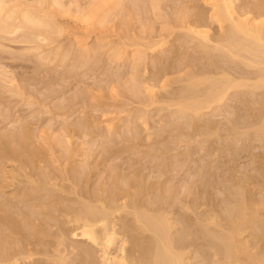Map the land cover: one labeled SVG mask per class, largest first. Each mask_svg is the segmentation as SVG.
<instances>
[{"label": "rangeland", "instance_id": "374dc122", "mask_svg": "<svg viewBox=\"0 0 264 264\" xmlns=\"http://www.w3.org/2000/svg\"><path fill=\"white\" fill-rule=\"evenodd\" d=\"M0 1L2 4V6H0L1 7L0 9L3 8V6L5 5V2H6V4L9 2L7 4V7H5L6 5L4 6V8H7V9H5L7 12L4 9H2L0 12V15H1L0 16L1 17L0 29L3 27L6 28L5 32H4V28L2 30H0V60H1L0 61V64H1L0 65V100H1L0 101V108H1L0 109V135H9V134L12 135L13 132L14 133L16 132V134L17 133L19 134L23 130L29 129L31 134L33 133L32 134L33 138H31V139H34L33 140L34 144L31 141V143H30L31 146L28 143L26 146V149H27L26 151H27V153L29 152L30 154L29 153L26 154L25 153L26 151L23 152L24 155H23V153L21 154V152H19L18 157H17V155H18L17 152L13 153V155L11 156L9 152L2 150L1 149L2 144L0 142V144H1L0 145V150H1L0 151V153H1L0 154V166H1L0 167V175H1V177H0V200H2V202L5 201L4 202V208L7 211L9 210V212L17 213L16 217H20V215L18 214L19 212L22 213L24 210L26 211L28 209V207H25L24 204L22 202H20V200L24 197V194L34 195V197H36L38 195L36 198L33 199L31 204L28 202L31 206L28 210H30L32 213H33V211H34V213H36L39 210L44 211V208L42 206H40V204H39L43 201H42V199H39L38 197H41L43 195L46 196L48 193H49L48 195H51V197L47 195L48 198L50 197L51 199H53V197H54L55 200L60 201L58 203L60 205H57V207L58 206L59 207L60 206L66 207V205H69V204L70 205L74 204L73 206L79 207L83 203L87 204V202H89V205H92V206H95V205L97 206V203H98V207L100 206V208H101L102 203H99L100 201L98 202L99 199L102 198L105 200V198H106V201L108 199V201L110 202L115 197V196L113 198L110 197L111 194L114 193V192H112L114 190L109 189V186L113 185L110 183H114L113 182L114 180H112V179L114 178L115 174L117 173V170H119L118 173L122 172V170H123L122 177L124 179L125 178L129 179L130 177H127V175L132 176V169L141 168V175H143V177H144V174H145V176L149 173H151L150 175L154 174V178H153V176L147 175L148 177H151V179H149L146 176L149 179V181H151L153 179H157V177H159L158 179L162 181V179L165 178V175H164L165 172L169 173L170 179L168 181H166V183H164L165 187H166V185H167V187H168V185H170V187L176 186V189H175L176 195H174L175 196V197H173L174 199L172 198L170 201L174 205L176 204L174 206L173 211H175V215H176L175 217L179 218L178 219L179 225L177 226L179 228H177L178 230L175 229L176 232L174 233V235H175L174 237L176 238V241L178 242L181 238V234L185 230L183 225H181V222H182L181 216L182 215L178 214V212L181 214H185V212L191 213V211L188 212V211H185L186 209H184V208H186V205H185L186 201H188L190 199V197L187 198L185 196L186 192L184 193L185 189L183 188L184 184L186 185L187 183H191L190 182L191 181L190 180V177H191V158H193V156H194L195 158L197 157V159H198V157L200 158L201 156H205L207 154L206 152L209 151V150L207 151L206 149H213L214 146L217 147V145L219 144L220 145V147L218 145L219 149L215 150L216 153L218 151L217 155L219 154L218 155L219 157L216 154L213 155V153H212V156L210 154H209L210 156H208V154L206 155V159L210 162L209 163L207 161V163L211 164L209 167L214 168V169H212V171H214L217 175L218 172L220 171V169H218V164H221L220 160L230 159L231 158V150L233 149V147H234V150L235 149L236 150L241 149L242 147H244V142H245V146H246V144L249 143L254 148H256L255 146H262L264 144L263 143L264 138H263V140H260V142L258 139V138H260L259 135L261 134L260 133L261 131L259 132V128L257 127L259 125V123L256 124L257 119L255 120V122L251 121V119L253 117H251V115L248 114V113H250L248 108L249 107L251 108L252 106H254L255 103L253 105H252V103H250L253 101V100L249 101L252 98L247 99V100L245 99V98H248V96H250V95H251V97H253L257 94L254 93L255 95L252 96V93L248 92L249 95L246 94L247 97H244V96H246L244 94V92L247 90L245 87L244 88L246 90L241 89L240 90L241 92L239 91V89L242 88V86L239 87L238 89H236V88H232V89H234V91H237V92L239 91V93H238L239 95L244 94L242 98L245 99V102L249 101L250 105L248 103L242 102V100H241L242 95L240 97L236 96L237 98H240L239 103H236V101L233 102V99L231 100V98H230L232 96L226 95L225 99L222 100V102L217 101L218 102L217 103L214 101L215 103L214 102L211 103L212 104L211 107L209 106L208 108H205V109L203 108V110L200 111L201 113L199 112L197 115V112H196V115L194 116L195 111H194V113H191V112H193V111H191V109H188L189 111H187L186 107L185 108H184V106L182 107L183 104H181V103H180L181 105L177 104V103H179V101L182 100V98L180 99L179 94L181 95L182 91L185 92L186 91L185 89L190 88V85L192 84L191 83L192 79H189V77L192 78L191 76H189V75H191L189 73H193V71L191 72V70L194 69L196 71L197 68L199 70L203 66H205L204 68H206L207 66L208 67L210 66L209 69H211L212 68L211 66L215 67L214 63L218 62L217 64L220 65V62L221 63L225 62V60H224V59H226L225 56H227V55L230 56L227 51L224 52L225 48H223V44L222 45H219L221 43L216 44V42H213L212 38H211L212 41H210V40L205 41L206 39L200 40L202 38L197 37V40H200V42L196 41L194 39L196 36L194 35L195 36L194 37L193 33L191 32L192 33L191 34L190 32H188L190 30H186V28H185V27L189 26L188 25L189 23L188 24L186 23L187 18L188 19H192V17L194 18V15L192 16V14H194V12L197 13L199 11L201 12L202 10L205 11V14L203 17V19L205 20V18L207 17L205 15H207L209 13V11H211V9H210L211 4L210 3L207 4L205 2V0H119L120 2L118 0H58V1L55 0V3H54V0H0ZM41 1H44V2L41 3ZM56 1H57V3H56ZM118 3H121L122 5L121 4L119 5ZM236 3L239 4L240 1L237 0ZM30 6H32V8H30ZM28 8H30L31 12ZM12 9H13V11H12ZM32 10L34 11L35 14L33 13ZM25 11H28L30 14H34L36 16L38 15V17H40L42 19H45V20L47 19V22L49 20V24H50V21L56 20V22H54L55 25L53 22H51V24L49 26L50 29H49L48 24H47V26L45 24L44 26L41 25L40 27H39V25L36 26V24H29V23H27V21H25V19L23 17V14L25 13ZM203 11H202V13H204ZM39 12L42 14L40 15ZM45 12L47 14H45ZM10 13H12V14H10ZM48 13H50V14H48ZM51 14L53 16L52 20L50 17ZM83 14H84V16H83ZM12 15H14V16H12ZM45 15L47 18H44ZM183 16L186 18H184ZM4 17H5V19H3ZM15 18H17V19H15ZM208 18H209V15L206 18V20H208ZM3 21H4V23L6 21V23L4 24ZM184 21H185V23H183ZM14 22H15V24H14ZM180 22L183 23L184 25H181ZM2 25H4V26H2ZM13 25H15V26H13ZM22 26H24V27H22ZM34 26H36V27H34ZM51 26H52V28H51ZM26 27H28V28H26ZM35 29L38 32L35 31ZM213 29H212V31H213L212 34H216V33L218 34L219 33V32H217L216 28L214 30ZM8 30H9V32H8ZM13 30H14V33L12 32ZM39 30H41V31H39ZM173 30H174V32H173ZM215 31H216V33H215ZM169 32H172V34L170 33L171 35H168ZM7 33H11V34H7ZM42 33L45 37L42 35ZM1 34H3V35H1ZM40 36H41V38H40ZM48 36H49V38H47ZM165 36L169 40L166 39ZM191 36H193L194 38H192ZM191 38H192V41H191ZM161 39L162 40L164 39L163 40L164 42L159 43L158 41H160ZM193 39L195 41H193ZM201 41H204V42H202V46L200 45ZM1 42H2V44H1ZM158 43L161 45H159ZM197 43H200V44L197 45ZM204 43H205V45H207L206 47H205V45L203 46ZM216 46L219 48H217ZM28 47H33V48H31L33 51L30 50ZM23 50L28 51V52H24ZM58 52L61 54L65 53V55H67V56H65L63 54L64 55L63 58H65V57L66 58H65V60L62 58V62H60L61 57L60 58H59V56H58V58L55 57V54L56 55L59 54ZM23 53H25V54H23ZM223 53L226 55L221 56L220 54H223ZM42 54H43V56H42ZM44 54H45V56H44ZM61 54H59V55H61ZM135 54H136V56L134 57ZM137 54L138 55L140 54V56H138ZM210 55L212 57L213 56L214 57L216 56V57L212 58ZM48 56H49V58H48ZM168 56L169 57L171 56L172 58L170 57L171 58L170 59ZM231 56H233V55H231ZM231 56L229 58H227L226 60L231 59ZM15 57H16V59H14ZM139 57H141V58L138 59ZM158 57L161 58L162 63L159 60L160 58H158ZM219 57L220 58L223 57L224 62L220 61L221 59ZM133 58H137V59H133ZM232 58H233V60H235L234 56ZM239 58L238 57L236 58V62L238 61ZM241 58H243V57H241ZM25 59H27V60H25ZM153 59H154V61H155V59H158L157 61H155V64L157 62H160L159 63L160 65L157 64V66L159 65L162 68V70H164L162 72V70L159 69L160 71H158V72L159 73L162 72L160 74V76H162L166 70L168 71L171 68L170 72L168 71V74H164L162 77L163 79H164V76L166 77L164 80L166 83L163 82V84H165V87H166V88H164V90L165 89H167V90L163 91V88L162 89L160 88L162 91L157 92V90H160V89L157 87L154 89L155 91L153 92L154 93L153 97H154V100H155V98H157L156 102L153 101V98H151L152 95L149 96L150 98L147 96L150 94H149V92L147 93L146 86L143 88L144 90L141 89V87H143V84L148 83V80L150 82V76H151V80H154V81L157 78L156 77V75L158 73V72H156L157 66L154 65ZM215 59H217V60L219 59V60L217 61ZM243 60L244 59H241L240 62L238 61V63H240V65L237 63L239 66L238 69L236 70L237 72H238L239 68H241V66H243L242 68H244L245 71H247V70L250 71L249 68L254 67V66L248 67L245 64L248 61L247 62L245 61L242 63ZM214 61H216V62H214ZM229 61H232V60H228V62ZM165 63L168 64L167 67H165L166 66ZM225 63L227 65L226 69L227 68L229 69L230 67H228L227 61ZM230 63L231 62H229V65L234 64V61H232L231 64ZM163 64L165 65L164 67L166 69L163 67ZM170 65H171V67H169ZM244 65H246V66H244ZM232 66H235V64ZM208 67H207V69H208ZM260 67H261V69H260ZM260 67L258 69L257 68H253V69L251 68V70L258 72L259 69L262 70L264 68V64H263V66H261V64H260ZM167 68H169V69H167ZM242 68H241V70H239L240 73L245 72V71H242L243 70ZM201 69L203 70V68H201ZM157 70H158V67H157ZM167 71L165 73H167ZM195 71H194V73H195ZM228 71H230V70H228ZM236 71L233 70L232 74L234 75V73H236ZM9 72H11V73L13 72V73L10 74ZM134 72H136V73L134 74ZM262 72H263V70L260 73H262ZM153 73H155V76H153L154 75ZM194 73H193V75H194ZM240 73H236V74H240ZM13 74H15L16 76L15 75L13 76ZM2 75H3V77H2ZM219 75H218V77H219ZM133 76H134V78H133ZM148 76H149V78H147ZM235 76L237 77V75H235ZM251 76H252V74H251ZM194 77H197V80H198L199 79L198 73L196 76L194 75ZM240 77H245V76L241 75ZM14 78H15V80H14ZM167 78H168V80L166 81ZM247 78L250 79V77H247ZM256 78H257V76H256ZM3 79H5V81H2ZM145 79H147V81H144ZM193 79H196V78H193ZM251 79H255L254 76H252ZM8 80H9V83H8ZM11 82H13V83H11ZM140 82L141 83L143 82V83L140 85L139 84ZM161 82H162V80H161ZM159 83H158V85L161 84V83L160 84ZM201 83L203 84V82H201ZM208 83L209 82H207V84ZM207 84L205 83L204 85L207 86ZM134 85H135V88H137V89L134 88ZM136 85L140 86V87H137ZM188 85H189V87H186ZM204 85H202V86H204ZM22 88H23V90H22ZM202 88L204 89L205 87H201L200 89H202ZM131 89L133 91L139 90V93H141V94H139L140 97L136 96V94L138 95L137 91H136V94H134V92ZM200 89L198 88V90H200ZM203 89H202V92H204ZM231 90H229V92H228L229 94L231 93L230 92ZM180 91H181V93H180ZM234 91H232V92L234 93ZM257 91H259V89ZM259 92H261V91H259ZM29 93H32V94H29ZM156 93L157 94L161 93L159 95H161L165 99L159 95L155 96ZM197 93L198 92H196V94ZM245 93H247V92H245ZM28 94L30 95V97ZM31 95L34 96V98ZM199 95L197 97L201 98V97H199ZM262 96L260 95V97H259L257 95V96H255L256 98L254 97V99H257V97H259L258 99H260ZM145 97H146V99L147 98L148 99L146 100ZM158 97L161 98V100L158 101V99H159ZM37 98H39V99L37 100ZM42 98H43V100H42ZM227 98H229V99H227ZM29 99H31V100H29ZM65 100H67V101H65ZM228 100L229 101L231 100V101L229 102ZM30 101H32L33 103L34 102H36V103L31 104V103H29ZM38 101L40 102L39 104H38ZM41 101L42 102L46 101V102L45 103L43 102V104H42ZM70 101L72 103H70ZM225 101H227V102H225ZM68 102L71 106L67 104ZM73 102L76 104L74 105ZM182 102H183V100H182ZM231 102H233L234 104H232ZM259 102L261 104V100ZM263 102L264 101H262V104H264ZM47 103H48V105H47ZM146 103H148V104L151 103V104L147 105ZM228 103H230L229 104L230 107H228L229 106ZM40 104H42V105H40ZM246 104L249 106H247ZM231 105H234V106H231ZM235 105H237V108L239 110H242V111L238 112V115L241 114L240 116H242V114H243V111H244L243 108L245 109V107H246V109H247V110L245 109L244 113H246V114L245 115L243 114L242 118H240V116H238L236 113H234L235 117L237 115V117H239L238 119H240V121H241V122L237 123V125L240 124L239 126H234V124L237 122L238 119L236 121H234V119H232V116H230V114L232 115V113H233L231 111L236 109ZM242 105H243V107H242ZM244 105H246V106H244ZM258 105H259V103H258ZM260 106H262V105H260ZM262 107H264V106H262ZM43 108H44V112H43ZM66 109H69V112H66ZM238 109H236V110H238ZM51 110H53L54 112ZM224 112H225V114H224ZM191 114L194 117L189 116ZM2 115H4V116H2ZM139 115H140V117H139ZM84 117H86V120H84ZM91 117H92V119H91ZM196 117L198 118V120ZM82 118L84 121H87V122L90 121L89 123H91V122H93V123L88 125L87 122L82 121ZM139 118H140V120H139ZM194 118H195V120H193ZM208 118H211L209 120L210 123H213V121H214L213 124H215L216 128L219 127L217 130H215V132H213V134H211V135H210V133L205 134L202 131H201L202 133H200V131H198L197 128L196 129L192 128V126H193L192 124L198 123L201 120H203V122H204V120L207 121ZM248 119H249V122L255 123L254 128H253L254 130L251 129L252 128L251 124H250L251 125L250 126L248 122H247L248 124L246 123L245 120L248 121ZM77 120L78 121L80 120L79 123L82 122V125L80 124V126H77L76 125V124H78V123H76ZM232 120H233V122H232ZM32 121L34 124H32ZM67 121L69 122V127L67 126L68 125ZM142 121H144V122H142ZM242 121L244 124L242 123ZM13 123H14V125H13ZM26 123H28L27 125H29V123H31L29 125V128L27 127ZM112 123L113 124L115 123V125H112ZM140 123H141V126H140ZM83 124L86 125L87 128H89L90 132H91V129L93 130V128H94V130L91 132V135H90V132L87 131L88 129H86L85 128L86 126H85L84 128L86 129V133H85L86 136H84L85 134L82 131V129L80 128V127L83 128ZM133 124H135V125L133 126ZM32 125H33V127H32ZM91 125H93V126H91ZM242 125H244L245 127ZM248 126L250 128H248ZM259 126H261V125H259ZM65 127H68L69 129H71V130H69V132H71L72 130L73 131L71 133H69V132L67 133L68 128L66 130ZM74 127H75V129H74ZM90 127H92V128H90ZM138 127L140 128L141 131L139 130ZM234 127H237V128H234ZM238 127L240 128V130L238 129ZM7 128H8V132L6 130ZM76 129H77V131H76ZM199 129H200V127H199ZM233 129H235V130H233ZM137 131L141 134L142 138H141V136H139V133ZM193 131H195V132L193 133ZM196 131H197V133H196ZM245 131H247V132L244 133ZM253 131L255 133H258L259 137L256 136ZM80 132H82V134ZM95 132H97V133H95ZM150 132H152V133H150ZM248 132L252 133V137H253L252 139L254 141L252 140V142H250L251 136L249 135ZM87 133H89V134H87ZM147 133L149 135L151 134L152 136L151 135H150L151 137L148 136ZM236 133L238 134V136ZM240 133H243V135L241 136ZM71 134H73V136ZM136 134L138 135V138H137V136L135 137ZM209 135H210V138H209ZM239 135H240V137H239ZM139 137H140V140L142 139V140H144V142L146 141L145 138H147L148 140L146 141V144H144V142L142 143V141H140L142 143V144H140ZM205 137L206 138L208 137L209 140L207 139V141H206ZM238 138L239 139L241 138V139L239 140ZM163 139H165V140H163ZM244 139H246V140H244ZM134 140H136V141L134 142ZM211 140H212V142H211ZM256 140H258V141H256ZM67 141L68 142L71 141V143H67ZM156 141H159V142H156ZM152 142H155L158 146H156V144L152 143ZM215 142H216V144H215ZM133 143H134V145H132ZM210 143H213V144L211 145ZM254 143H255V146H254ZM259 143H260V145H258ZM138 144H140V145H138ZM152 144L154 145V147L152 146ZM209 144L211 145V147L213 145L214 146L212 148H210ZM13 146L15 148L20 147V146L15 145V144ZM112 146H114V147L112 148ZM135 146H136V149H134ZM3 147H4V145H3ZM67 147H69V148H67ZM117 147H121V148L117 149ZM124 147H126V148L124 149ZM132 147H133V150H132ZM70 148L72 149V151H70L71 150ZM222 148H224V149H222ZM228 148H230V149H228ZM261 148L257 147V150L255 149L253 151L257 152L258 154L264 153L263 152L264 150L262 152H261V150H258ZM19 149L22 150V147H20ZM33 149L34 150L36 149V150L34 151ZM68 149H70V150L68 151ZM105 149H107V151L112 150V149L118 151V150L122 149V150H120V152H118L119 155L117 154L115 156V159L113 158L112 160L109 161V163H112V165L115 164V166L113 165L114 167L111 166V164H110L111 167H113V168L117 167L118 168V169L116 168V173H115L114 169H112L114 171V172H112V171H109L110 167L109 166L107 167V165H109V163H108V161L106 163L105 158H103V157H105L104 154L106 153ZM222 151H224V153ZM229 151H230V153H229ZM2 152L6 153V154L4 155V153L2 154ZM69 152L71 154H68ZM102 153H103V156L102 155L100 156V154H102ZM227 153H229L230 156H228L229 154H227ZM20 154H21V156H20ZM1 155H2V157H1ZM14 155H15V157H14ZM28 155H30L32 158L31 157L28 158ZM121 155H123V156L121 157ZM126 155H127V157H126ZM191 155H192V157H191ZM224 155H226V157ZM22 156H24V157H22ZM128 156H130V158ZM21 157L24 159H22ZM87 157H89V158H87ZM101 157H102V159H101ZM178 157L179 158L182 157V159L179 160ZM249 157H246L245 155H243V158H241L237 162V165L239 166L240 171L245 170V168L249 169V170H247V171H249V173L252 172V170L255 171V169L253 168L254 167V165H253V163H254L253 159L254 158H249ZM20 158L22 159V161L25 160V158L27 160L29 159L28 161L27 160H25V162L23 161V163H28V164L21 163L22 161L20 160ZM17 159H19V160L17 161ZM216 159H218V160L216 161ZM256 159H258V157L255 158V160ZM102 160H104V161H102ZM11 161H13V162H11ZM41 161L43 162V164H41ZM124 161H125V163H123ZM136 161H137V163H136ZM252 161H253V163L251 164ZM14 162H15V164H14ZM35 162H37L38 164ZM169 162H170V164H169ZM11 163H12V165H11ZM118 163H119V165H118ZM39 164H41V165H39ZM83 164H84V166H83ZM99 164H101V165H99ZM34 165H36V166H34ZM86 165H88L87 166L88 168L86 167ZM94 165L96 167H92V168H94L96 170H94V169L91 170L90 171L91 175L90 176L88 175L89 176L88 177L87 174L89 173L88 171L91 169L90 166H94ZM15 166H17V167H15ZM39 166L40 167L44 166V167L40 168ZM81 166H83V167H81ZM104 166H106V170H105ZM130 166H131V169H130ZM213 166H215L216 168ZM247 166H249V167H247ZM33 167H35V169ZM85 167H86V170L84 169ZM126 167L128 169H126ZM150 167H152V168H150ZM240 167H245V168H240ZM15 168H17V169H15ZM73 168L76 169V170H74L75 173L77 172L76 174H74V172L72 171ZM81 168H83V169L81 170ZM107 168H108V170H107ZM172 168H174L173 172H171ZM3 169L8 170L9 172L8 171L6 172V170L3 171ZM34 170H36L37 172ZM45 170H48V171L46 172ZM79 170H81L80 173H79ZM127 170H128V172L130 171L129 173H131V174H129V173L127 174ZM82 171L85 173H83ZM103 171L105 173H103ZM161 171H164L163 172L164 174H162ZM240 171H238V174ZM19 172H20L19 176H22V177L24 176L25 178L20 179L21 177H19L17 175ZM39 172H41L42 174L45 173V175L44 174L41 175V173H39ZM81 172L83 174H85L86 176L83 175ZM91 172H94V173H91ZM106 172H107V175H106ZM125 172H126V176L124 174ZM142 172H144V173L142 174ZM47 173H48V175H47ZM71 173H73L72 174L73 176L71 175ZM78 173L82 174V175H79L80 176L79 177ZM100 173L102 174L101 177L104 176V178H102L101 180H100L101 177L99 176ZM110 173L113 176V178H111V179H110V177H112V176L110 175ZM112 173L113 174L115 173V174L113 175ZM255 173H256V171H255ZM12 174H14V175L16 174V175L13 176ZM94 174H96V175H94ZM6 176L10 177L11 179L6 177ZM30 176L32 178H34L35 180L34 181L27 180L28 178H31ZM81 176H83L84 178L82 179ZM120 176L121 175L117 176V174H116V177L119 178ZM4 177H6V178H4ZM107 177H108V180H106ZM13 178H14V180H13L14 182L12 181ZM45 178H46V180H45ZM79 178H81L80 181H79ZM123 178H119V179L122 180ZM9 179H10V184L8 182ZM36 179L37 180L39 179L41 183H42V180H45V181H43V183L41 184L38 181H36ZM109 179H110V181H109ZM117 179H115V180H117ZM119 179L117 180L118 183H119ZM128 179L122 180L121 183L124 181L125 182L128 181ZM85 180H86V182H85ZM102 180L104 181L103 183L101 182ZM111 180H112V182H111ZM172 181L175 184H173ZM186 181H188V182H186ZM31 182L33 183V185ZM35 182H37L39 185L37 183L35 184ZM108 182H110V183H108ZM168 182H169V184H167ZM118 183L116 182L115 185L116 184L118 185ZM226 183H228L227 185L230 186L231 182H226ZM5 184L9 187V189L8 188H7V190L5 189L7 187ZM104 184L106 187L104 186ZM2 185L4 187H2ZM98 186H100L102 188V190ZM20 187L23 190L20 189ZM110 187H112V186H110ZM165 187L163 190L165 193H167L165 191L167 187L166 188ZM42 189L44 190V192L42 191ZM96 189H100L101 191L98 190L99 191L98 192ZM107 190L108 191L112 190V191H110L112 193L108 194ZM159 190L158 191L154 190L152 192L156 195V193H158ZM94 191L95 192L97 191V193L100 194V195L98 194V197L96 196L97 198H99L97 201L94 200L95 198L93 195L97 194ZM155 191H156V193H155ZM1 192H2V194H1ZM91 192L92 193L94 192V193L92 194ZM214 192H215V190H214ZM217 192L218 191H216L215 193H217ZM153 193H151V194H152V197L154 198L155 195ZM41 194H43V195H41ZM82 194H85V195H87V194L91 195L92 194L93 201H90V199L87 196H84ZM107 194L110 198L108 196L106 197ZM218 196L221 197L220 193L218 194ZM155 197H156V199L158 198L157 196H155ZM4 199H6V200H4ZM128 199L129 198H127V200ZM106 201L104 202L102 200V202H104V203H106ZM36 202H37V205H36ZM71 202H73V203H71ZM74 202L76 204L79 203L80 205L76 206ZM91 202L93 204H90ZM179 202L180 203L183 202V203H181V205L183 204L184 206L183 205L182 206L184 208L180 205ZM9 204H10V206H9ZM12 204H14V205H12ZM32 204L39 206L40 209L38 210V207H35ZM127 209L131 210V208H127ZM14 210H16V212H14ZM45 211H48V210L46 209ZM55 211H53L52 214L55 212V215L54 214L53 215L55 217L59 218V215H60V213L58 212L59 210H55ZM110 211H112V210H109L106 212H108V214H112V213H109ZM56 213H58V215ZM126 213H125V211L122 212L123 216H125V215L128 216L125 220L129 221L130 218L133 217V214L129 213V215H128V213L127 214ZM33 214H32V216H33ZM114 214H118V211L114 212ZM114 214H112V215L114 216ZM112 215H110V216L108 215L110 219H113ZM42 217H43V214H42ZM194 217H195V215H194ZM21 218H22V216H21ZM39 218L41 219V216ZM39 218L36 219V223L39 221L38 220ZM66 219L67 218L62 219V220L59 219V221H57L58 222L57 224L59 225L60 222H61L60 224H62L63 221H65ZM49 220H48V222H49ZM21 221L22 220H20V222ZM43 221H46V220H43ZM50 221H53V220H50ZM39 222H41V221H39ZM39 222H38V224H39ZM132 222L133 221H129L130 224L134 225L135 221H134V223H132ZM26 224H27V220H26ZM26 224L24 221H22L21 225H23V228L26 230V231L24 230V232L26 234H29V237L32 236L31 239H35V240L45 239V240L52 241V242L56 241V238L54 239L55 234L52 231H49V229L47 230L46 226H45V228H46L47 232L48 231L49 232L45 234V233H39L38 232V231H40V232L45 231L46 232L45 228H43L44 231H42V228H41V226H44V225L40 226L41 229L37 225V227H38V229H37V227H35L36 225L31 226L30 223H28L27 225ZM53 224H54V221H53ZM57 224H56V226H57ZM66 224H67V226H66ZM66 224L64 223L63 226L68 227L69 224L68 223H66ZM136 226H137V224H135V227ZM189 229L191 230V228H189ZM36 231H37V233H36ZM40 234H41V236H40ZM18 236H20V235L17 234L15 236L10 237V238L16 239V237H18ZM12 239H10V240L12 241ZM13 241H15V240H13ZM73 241H78V240H70V242L76 243ZM38 248H40V246ZM65 252H63V253H65ZM69 253H71V252H67L68 256L66 254H64L66 259L69 260L67 264H75V261H76L74 259L75 255H72L70 257ZM67 257H69L71 259H69ZM193 261H195V259H193ZM185 262L188 263L191 261H184L183 263L185 264ZM188 264H190V263H188Z\"/></svg>", "mask_w": 264, "mask_h": 264}, {"label": "bare ground", "instance_id": "6f19581e", "mask_svg": "<svg viewBox=\"0 0 264 264\" xmlns=\"http://www.w3.org/2000/svg\"><path fill=\"white\" fill-rule=\"evenodd\" d=\"M57 1H56V3H57ZM236 1L237 0H205V2L207 4L210 3L211 7H212V8L210 7L211 11H209V13L207 12L208 14L206 13L207 15H205L207 17L209 15L208 20H206L207 17L205 18V20L203 19L204 14H205V11H203V10L202 11L204 13H202V11L201 12L199 11L197 13L194 12V14H192V16L194 15V18L193 17H192V19H188L187 18L188 22L185 20L187 24L189 23L188 24L189 26L185 27L186 30H190L188 32H190V33L192 32L193 36L194 35L196 36V37L194 36L195 38L193 36H191L192 38H194L196 41H199V42H200V40H203V39H206L205 41H208V40L212 41L211 40V38H212L213 42H216V44L217 43H221L219 45L223 44V48H225L224 52L227 51L230 56L233 55L235 57V60H233V58H232L233 56H231V59H228V60L234 61L235 66H232V65H234V64H231L232 61H229V62H231L230 63L231 65H229V62L226 59L229 58L230 56L227 55L228 57L225 56L226 59L223 58L224 56L222 58H220V57L219 58L221 59L220 61H223V59L225 60V62L227 61L228 67H230L229 69L228 68L226 69L227 65H226V63L224 61L223 62L225 64L220 62V65L217 64L218 62L214 61V62H216V63H214L215 67L211 66L212 68L214 67L213 69L212 68L209 69L210 66L209 67L207 66L208 69H207V67L204 68L205 66H203V67H201V68H203V70L200 68L201 69V70L199 69L200 71L198 70V68H197L196 71L192 68L193 70H191V72L193 71V73H194V71H195V73H194L195 76L198 73L200 80L199 79L197 80V77H194L193 73H189V74H191L189 76L192 77V78L189 77V79H192L193 82L191 81L192 84L191 85L189 84L190 88H188V89L186 88L185 92L182 91L181 95L178 93L179 96H180V99L182 98L183 102H182V100L179 101L178 100L179 98H178L177 100L179 101V103H177V104H180V103L183 104L182 107L183 106H184V108L186 107L187 111H189L188 109H191V111H193L191 113H194V111H195V114H194V116H195L196 112H197V115H198V113L201 110H203V108L205 109V108H208L209 106L211 107V105H212L211 103H213L214 101L215 102H217V101L222 102V100L225 99L226 95L227 96L228 95L232 96V97L229 96L231 98V100L233 99V102L236 101V103H239V99L240 98H237L236 96L240 97L242 95V94L241 95L238 94L241 89H243V90L247 89L245 91L247 93H245L243 91L245 95L246 94L249 95L248 92H251L252 96L255 95L254 93H256L259 97H260V95L261 96L263 95L260 99H258L259 97H257V99L259 101L261 100V104H260V102L257 99H254V97L257 96V95H255L253 97H251V95H250V96H248V98H245L246 100L252 98V99L249 100V101L253 100L250 103H252V105L255 103V105H254L255 107L252 106L251 107L252 109L250 107L248 108L249 112H250L248 114H250L251 117H253L252 119L250 118L251 121L255 122V120L257 119L256 124L259 123V125H261V126H259V125L257 126L256 125L259 128V132L261 131L260 135L253 131L256 136H258V135L260 136V138H258L259 136L257 137L259 139V142H260V140H263V138H264V107H262V106H264V104H262V101H264V68L262 69L263 72L260 73L262 71V70H260L261 69L260 64H261V66H263V64H264V0H239L240 1L239 4L236 3ZM42 2H44V1H41V3ZM54 3H55V0H54ZM7 4L5 2L6 6L5 5L4 6L7 7ZM118 4L120 5L121 3H118ZM0 6H2L1 1H0ZM4 6H3L2 9H4V10L7 9V8H4ZM32 6H30V8H32ZM30 8H28V9L30 10ZM2 9H0V12H1ZM12 11H13V9H12ZM30 12H31V10H30ZM33 13H34V11H33ZM10 14H12V13H10ZM34 14H30L28 11H25V13L23 14V17H24L25 21H27V23L36 24V26L39 25V27L41 25L44 26L45 24L47 26V24H48V28H49L51 22H53V23L56 22V20L55 21H50V24H49V20L47 22V19L46 20L42 19V18L38 17V15L36 16ZM41 14L42 13H40V15ZM45 14H47V13L45 12ZM48 14H50V13H48ZM12 16H14V15H12ZM83 16H84V14H83ZM50 17H51V20H52V18H53L52 14L50 15ZM44 18H47L46 15L44 16ZM184 18H186V17H184ZM3 19H5V17ZM15 19H17V18H15ZM0 20H1V17H0ZM185 21L183 23H185ZM3 23H4V21H3ZM5 23H6V21H5ZM183 23L180 22L181 25H184ZM14 24H15V22H14ZM54 25H55V23H54ZM2 26H4V25H2ZM13 26H15V25H13ZM36 26H34V27H36ZM22 27H24V26H22ZM3 28H4V32H5L6 28L5 27H3ZM3 28H1L0 30H2ZM26 28H28V27H26ZM51 28H52V26H51ZM213 28L214 29L216 28L217 32H219V33L217 34L216 31H215L216 34H212L213 33V31H212ZM36 29H35V31H37ZM14 30L12 31L13 33H14ZM39 31H41V30H39ZM8 32H9V30H8ZM173 32H174V30H173ZM170 33L172 34V32H169L168 35H171ZM3 34H1V35H3ZM7 34H11V33H7ZM42 35H43V33H42ZM197 37H200L202 39L197 40ZM40 38H41V36H40ZM47 38H49V36ZM192 38H191V41H192ZM166 39H168V38L166 37ZM194 39H193V41H195ZM163 40L161 39L158 42L159 43L164 42ZM202 42H204V41H201V44L197 43V45L200 44L202 46ZM1 44H2V42H1ZM159 45H161V44H159ZM204 45H205V43L203 44V46ZM206 46L207 45H205V47ZM28 48L30 50H32L31 48H33V47H28ZM217 48H219V47H217ZM23 51L24 52H28V51H25V50H23ZM23 54H25V53H23ZM59 54H61V53H59ZM59 54H57V55L55 54V57H57V58H58V56H59V58L61 57L60 58V62H62V58L65 55V53H62L61 54L62 56L59 55ZM220 55L222 56V55H226V54L223 53V54H220ZM42 56H43V54H42ZM44 56H45V54H44ZM65 56H67V55H65ZM135 56H136V54L134 55V57ZM138 56H140V54ZM237 57L238 58L239 57L240 58L243 57V58H241V59H244L242 61V63L245 62V61L246 62L248 61L245 64L248 67L249 66H254V67H250L249 68L250 71H248V70L245 71L244 68H242L243 66H241V68L243 69L242 71H245V72H241L240 73L239 70H241V68H239V70L237 72L236 70L239 67L238 64L240 65V63H238V61L239 62L241 61V59L239 58L240 60L238 59V61L236 62V58ZM48 58H49V56H48ZM65 58H63V59L65 60ZM140 58L141 57H139L138 59H140ZM158 58H160V57H158ZM14 59H16V57ZM133 59H137V58H133ZM25 60H27V59H25ZM157 60L158 59H155V61H157ZM159 60L161 61V58ZM215 60H217V59H215ZM153 61H154V59H153ZM155 61H154V65L157 66V64H159L160 62H157L155 64ZM161 63H162V61H161ZM159 65L157 66L158 70H157V67H156V72L162 70V68ZM171 65L169 67H171ZM246 65H244V66H246ZM164 66L165 65L163 64V67ZM167 66H168V64H166L165 67H167ZM259 67H260V69H259L260 72L251 70V68L252 69L253 68H257L258 69ZM167 69H169V68H167ZM170 70H171V68H170ZM170 70H168V71L170 72ZM228 70H230V71H228ZM233 70L236 71V73H240V74L234 73V75H233L232 74ZM163 71L164 70H162V72ZM168 71H167V73L164 72V74H168ZM136 72H134V74ZM162 72H160V73L158 72L159 74L157 73V75H156L157 78H156L155 81L151 80V76H150V82L148 80V83L143 84V87H141V89H143L146 86L147 93L149 92V94H150V95H147V96L149 97V96L152 95L151 98H153V101H155V102H156L157 98H155V100H154V97H153L154 96L153 92L155 91L154 89L157 87L159 89L163 88V91L167 90V89L164 90V88H166V87H165V84H163V82H165L164 80H165L166 77L164 76V79L162 78L164 74L162 76H160V74ZM9 73L12 74L13 72L12 73L9 72ZM155 73H153L154 74L153 76H155ZM15 74H13V76ZM251 74H252V76H254L255 79H251V77H252ZM218 75H219V77H218ZM235 75H237V77L239 76L238 77L239 79ZM241 75L245 76V77H240ZM256 76H257V78H256ZM2 77H3V75H2ZM247 77H250V79L247 78ZM15 78H14V80H15ZM133 78H134V76H133ZM147 78H149V76ZM193 78H196V79H193ZM9 80H8V83H9ZM161 80H162V82H161ZM167 80H168V78L166 79V81ZM2 81H5V79H3ZM144 81H147V79H145ZM201 82H203V84ZM207 82H209L210 84L209 83L207 84ZM11 83H13V82H11ZM142 83L140 82L139 84L141 85ZM158 83L160 85H158ZM205 83L207 84V86L204 85ZM189 85L186 86V87H189ZM202 85H204V86H202ZM241 86H242V88H240L238 92L234 91V89H232V88L238 89ZM137 87H140V86H137ZM201 87H205L204 89L202 88L204 92H202V89H200ZM134 88H135V85H134ZM198 88L201 91L198 90ZM135 89H137V88H135ZM161 89L160 90L156 89V90L158 92V91H162ZM258 89L261 92L257 91ZM22 90H23V88H22ZM229 90H231L230 94L228 93ZM136 91L135 90L133 91L134 94H136ZM232 91H234V93ZM196 92H198L200 95L198 93L196 94ZM137 93H138V95L136 94V96L140 97L139 94H141V93H139V90L137 91ZM161 93H159V94H161ZM180 93H181V91H180ZM29 94H32V93H29ZM159 94L156 93L155 96L159 95ZM198 95L201 98H198L197 97ZM243 95L241 96V98L243 97ZM159 96H161V95H159ZM29 97H30V95H29ZM32 97L34 98V96H32ZM244 97H247V95L244 96ZM162 98H164V97H162ZM38 99L39 98H37V100ZM145 99H146V97H145ZM227 99H229V98H227ZM245 99L242 98L241 99L242 102L249 104V101L245 102ZM29 100H31V99H29ZM42 100H43V98H42ZM159 100H161V98H159L158 101ZM65 101H67V100H65ZM43 102L45 103L46 101H43ZM43 102H42V104H43ZM225 102H227V101H225ZM233 102H231V103L234 104ZM29 103L32 104L33 102L30 101ZM34 103H36V102H34ZM39 103L40 102L38 101V104ZM70 103H72V102L70 101ZM258 103H259V105H258ZM42 104H40V105H42ZM67 104L70 105L69 102ZM75 104L76 103H74V105ZM146 104L150 105L151 103L150 104L146 103ZM229 104L230 103H228V105ZM47 105H48V103H47ZM246 105H244V106H246ZM249 105H247V106H249ZM260 105H262V106H260ZM231 106H234V105H231ZM228 107H230V105ZM242 107H243V105H242ZM235 108L238 109L237 105H235ZM236 109L233 110V111L230 110L231 112H233L232 115L230 114V116H232V119H234V121H236L239 118V117H237L238 112L242 111V110H239V109H238L239 110L238 111ZM245 109H246V107H245ZM245 109L243 108L244 111H245ZM51 111H53V110H51ZM244 111H243V114L245 115L246 113H244ZM43 112H44V108H43ZM66 112H69V109H66ZM234 113L237 114L236 117H235ZM224 114H225V112H224ZM243 114H242V116H243ZM240 115H238V116H240ZM2 116H4V115H2ZM189 116H192V114L189 115ZM194 116H192V117H194ZM242 116H240V118H242ZM86 117H84V120H86ZM139 117H140V115H139ZM91 119H92V117H91ZM210 119L211 118H208V120L207 121L204 120V122H203V120H201L198 123L194 122L195 124H192L193 125L192 128H195V129L197 128V130L200 131V133H202V132L205 133V134H207V133L209 134L210 133V135H211L219 127L217 126L218 128H216L215 124H213L214 121H213V123H210L209 122ZM84 120L82 118V121H84ZM139 120H140V118H139ZM193 120H195V118ZM197 120H198V118H197ZM79 121L78 120L76 121V123L79 124V125L76 124L77 126H80V124L82 125V122L79 123ZM245 121H246V123L248 122L249 125L250 124L252 125V126L250 125L252 127L251 129L254 128V125H255L254 122H249V119H248V121L247 120H245ZM84 122H87V121H84ZM89 122H87L88 125L93 123V122H91V123H89ZM142 122H144V121H142ZM232 122H233V120H232ZM239 122H241L240 119H238L235 124L233 123L234 126H239L240 124L237 125V123H239ZM242 123H243V121H242ZM27 124L28 123H26V125ZM30 124L31 123H29V125ZM32 124H34L33 121H32ZM84 124H83V128L82 127H80V128L82 129V131L85 134L86 133V129H88L87 131H89V128H87V126L84 125ZM13 125H14V123H13ZM29 125H27L28 128H29ZM112 125H115V123L114 124L112 123ZM134 125L135 124H133V126ZM67 126L69 127V122H68ZM91 126H93V125H91ZM140 126H141V123H140ZM242 126H244V125H242ZM32 127H33V125H32ZM68 127H65L66 130H67ZM199 127H200V129H199ZM90 128H92V127H90ZM234 128H237V127H234ZM248 128H250V127L248 126ZM74 129H75V127H74ZM77 129H76V131H77ZM238 129L240 130L239 127H238ZM6 130L8 132V128ZM69 130H71V129L68 128L67 133L69 132ZM93 130H94V128H93ZM93 130L91 129V132ZM139 130H140V128H139ZM233 130H235V129H233ZM71 132H69V133H71ZM91 132H90V135H91ZM194 132L195 131H193V133ZM246 132L247 131H245L244 133H246ZM80 133L82 134V132H80ZM95 133H97V132H95ZM150 133H152V132H150ZM196 133H197V131H196ZM250 133H249V135L251 136V141L250 142H252V140H253L252 138L253 137H252V133L251 134ZM32 134L29 131V129H27V130H23L19 134L18 133L16 134V132L15 133L13 132L12 135L11 134H9V135H0V142L2 144V148L1 149L6 151V152H9L11 156L13 155V153L17 152V154H18L17 157H18L19 156V152H21V154H22L23 152H25L27 150L26 149L27 143L30 144L31 141H32V143L34 144V141H33L34 139H31V138H33ZM87 134H89V133H87ZM240 134H241V136L243 135V133H240ZM71 135L73 136V134H71ZM150 135L148 134V136H150ZM210 135H209V138H210ZM84 136H86V134ZM136 136L138 138L137 134L135 135V137ZM139 136H141L140 133H139ZM237 136H238V134H237ZM239 137H240V135H239ZM141 138H142V136H141ZM207 139H208V137L206 138V141H207ZM145 140L147 141L148 139L145 138ZM163 140H165V139H163ZM244 140H246V139H244ZM135 141L136 140H134V142ZM140 141H142V143L144 142V140H142V139L140 140V137H139V142ZM146 141L144 142V144H146ZM256 141H258V140H256ZM156 142H159V141H156ZM211 142H212V140H211ZM67 143H71V141L70 142L67 141ZM142 143L140 142V144H142ZM152 143H155V142H152ZM14 144L22 147V150L19 149L20 147L19 148H15L13 146ZM140 144H138V145H140ZM210 144L212 145L213 143H210ZM215 144H216V142H215ZM3 145H4V147H3ZM132 145H134V143ZM211 145H210V148H212L214 146L213 145L211 147ZM218 145H217V147L214 146L213 149H206L207 151L209 150L208 152H206L208 154V156H210V155L212 156V153H213V155L214 154L217 155L218 151L216 153L215 150L219 149ZM258 145H260V143ZM30 146H31V144H30ZM152 146L154 147L153 144H152ZM156 146H158V145L156 144ZM254 146H255V143H254ZM69 147H67V148H69ZM113 147L114 146H112V148ZM219 147H220V145H219ZM255 147L256 148L252 147L251 144H249V143L246 144V146H245V142H244V147H242L241 149H237V150L235 149L234 150V147H233V149L231 150V158L228 159V160H220L221 164H218V169H220V171L218 172L217 175H216V173L214 171H212V169H214V168L209 167L211 164H209L210 162L206 159V155L207 154L205 156H201L200 155L201 157L200 158L198 157V159H197V157L195 158L194 156H193V158H191V177H190V180H191L190 182L191 183H187L186 185L185 184L183 185V188L185 189L184 193L186 192L185 196L187 198L190 197V199L188 201H186V204H185L186 208L183 207L184 206L183 204H182L183 206L181 205V203H183V202H181V203L179 202L180 205L184 209H186L185 211H188V212L191 211V213L185 212V214H181V213L178 212V214L182 215L181 216V218H182L181 225H183V227L185 228L183 233L181 232L182 233L181 234V238H180V240L178 242L176 241V238L174 237L175 236L174 233L176 232L175 229L179 228V227H177L179 225L178 224L179 223L178 222L179 218L175 217L176 216L175 215V211H173L174 210V206L176 204L174 205L170 201L173 197H175L174 195H176V190H175L176 186L175 187H172V186L170 187V185H168V187H167V185H166V187H167L166 188L165 185H164V183H166V181H168L170 179L169 178V173L165 172V174H164L163 173L164 171H161V173L165 175L164 179L161 178L162 181L158 179L159 177H157V179H153V180L149 181V179H151V177H148V176L151 173L147 174L148 172L147 171H146L147 173L145 172L148 175V176L146 175L149 178L148 179L145 176V174H144V177H143V175H141V168H134V169H132V176H128L127 175V177H130V178L129 179L125 178V179H128V181H126V182L124 181L125 183L124 182L121 183L122 180H125L122 177L123 170L120 173H118L119 170H117V173H116V168L117 167L113 168L115 166V164H113L114 165L113 166L112 163H109V161L112 160L113 158L115 159V156L117 154L119 155L118 152H120V150H122V149H120L118 151L113 150V149L107 151V149H105L106 151L105 150L104 151L106 153L104 154L105 157H103V158H105L106 163H107V161L109 163V165H107V167L108 166L110 167L109 171L114 172L112 170V169H114L115 173L117 174V176L121 175L119 178H123V179L122 180L119 179L118 177H116V174L114 173L115 174L114 178L115 179H117V178L119 179V183H118V181H117L118 179L115 180L113 178V176L111 175V173H110V175L112 176V177H110V179L113 178L112 180H114L113 181L114 183L108 182L110 184H113V185H110L112 187L109 186V189L114 190V191L110 190V191H112L114 193L108 191L109 189L107 191H108V194L112 193L111 196H110L111 198H113L115 196L112 200L110 199L111 200L110 202L108 201V199H107V201H108L107 202L106 198H105V200L102 199V198L101 199L97 198L98 194H99V193H97V191L100 190V189H96L97 190L96 192L94 191L95 193H97V194L93 195L94 198H95L94 200L97 201L99 199L98 202L100 201L99 203H102V205L100 204L101 208H100V206L98 207V203H97V206L96 205L92 206V205H89V202H87V204L83 203L82 205H80L79 203L76 204L74 202L76 206L80 205L79 207H75V206H73L74 204L70 205L69 203H68L69 205H66V207H64V206H60V207L58 206L57 207V205H60V204H58L60 201L55 200L54 197H53V199H51L50 198L51 195H48L49 194L48 193L47 195L50 196L49 198L47 197V195L44 196L43 194H41L43 196L38 197L39 199H42V201H43V202H41L39 204H40V206H42L44 208V211L43 210H39L40 208H39V206H36L37 205V202H36V205L35 204H32V205H34L35 207H38L39 211H37L38 213L36 212L37 214L34 213V211H33V213H34L33 214L28 209L31 207L30 204L33 201V199L36 198L38 195L36 197H34V195L24 194V197L20 200V202H22L25 207H28V209L26 211L24 210L23 212L21 211L22 213L19 212L18 214L20 215V217H16L17 213L9 212V210L7 211L4 208V202L5 201L2 202V200H0V264H67L69 260H67L65 255H64V254L67 255V252H71L72 253V254L69 253L70 257L72 255H75V257H74V259L76 260L75 264H184L183 263L184 261H191V262H188L190 264H264V153H259L258 154L257 152L253 151L255 149L257 150V147H260V148L262 147L261 149H258V150H261V152H262L264 150V144L262 146H255ZM118 148H121V147H117V149ZM125 148L126 147H124V149ZM70 149H68V151ZM134 149H136V146H135ZM222 149H224V148H222ZM228 149H230V148H228ZM132 150H133V147H132ZM70 151H72V149ZM222 152L224 153V151H222ZM3 153L4 152H2V154ZM25 153L28 154L29 152L27 153V151H26ZM229 153H230V151H229ZM229 153H227V154H229ZM5 154L6 153H4V155ZM21 154H20V156H21ZM68 154H71V153L69 152ZM15 155H14V157H15ZM23 155H24V153H23ZM101 155L103 156V153L100 154V156ZM127 155H126V157H127ZM226 155H224V156L226 157ZM243 155H245L246 157L250 156L249 158H254L253 159L254 163L252 161L251 164L253 163L254 167L253 166L252 167L255 169L256 173H255L254 170H252V172L249 173V171H247L249 169L245 168L246 166L245 167H240V168H245V170H243V171L239 170V166L237 165V162L241 158H243ZM122 156L123 155H121V157ZM228 156H230V154ZM1 157H2V155H1ZM22 157H24V156H22ZM30 157L31 156L28 155V158H30ZM128 157L130 158V156H128ZM191 157H192V155H191ZM257 157H258V159L255 160V158H257ZM21 158H20V160L22 161V159H24V158H22V159ZM87 158H89V157H87ZM101 159H102V157H101ZM181 159H182V157L179 158V160H181ZM218 159H216V161ZM18 160L19 159H17V161ZM25 160H27V159L25 158ZM25 160H23V161L25 162ZM23 161L21 163H23ZM102 161H104V160H102ZM207 161L209 163H207ZM11 162H13V161H11ZM35 163H37V162H35ZM123 163H125V161ZM136 163H137V161H136ZM14 164H15V162H14ZM23 164H28V163H23ZM41 164H43L42 161H41ZM41 164H39V165H41ZM110 164L113 167H111ZM169 164H170V162H169ZM11 165H12V163H11ZM36 165H34V166H36ZM99 165H101V164H99ZM118 165H119V163H118ZM17 166H15V167H17ZM83 166H84V164H83ZM83 166H81V167H83ZM87 166L88 165H86V167ZM43 167L44 166H41L40 168H43ZM86 167L84 168L85 170H86ZM90 167H91V169L88 171L89 173L87 174V176L91 175L90 171L94 169L92 167H96V166L94 165V166H90ZM104 167H105V170H106V166H104ZM127 167H126V169H128ZM213 167H215V166H213ZM247 167H249V166H247ZM33 168L35 169V167H33ZM150 168H152V167H150ZM15 169H17V168H15ZM82 169L83 168H81V170ZM130 169H131V166H130ZM4 170H6V169H3V171ZM74 170H76V169L73 168L72 171L74 172ZM81 170H79V173H80ZM94 170H96V169H94ZM107 170H108V168H107ZM173 170H174V168H172L171 172H173ZM7 171L8 170H6V172ZM34 171H36V170H34ZM45 171L47 172L48 170H45ZM238 171H240L239 172L240 175L238 174ZM129 172L127 170V174ZM39 173H41V172H39ZM76 173L74 172V174H76ZM79 173H78V176L82 175L85 172H83L82 174H79ZM91 173H94V172H91ZM103 173H105V172L103 171ZM143 173L144 172H142V174ZM19 174H20V172L17 175L19 176ZM43 174L45 175V173H43ZM43 174L41 173V175H43ZM72 174L73 173H71V175ZM124 174L126 176V172ZM129 174H131V173H129ZM12 175L15 176L16 174L15 175L12 174ZM47 175H48V173H47ZM83 175H85V174H83ZM94 175H96V174H94ZM101 175L102 174L100 173L99 176L101 177ZM106 175H107V172H106ZM150 176H153V178H154V174L150 175ZM0 177H1V175H0ZM6 177H8V176H6ZM6 177H4V178H6ZM19 177H21L20 179L25 178L24 176L23 177L19 176ZM81 177H82V179L84 178L83 176H81ZM8 178H10V177H8ZM31 178H28L27 180H31V181L35 180L34 178H32V179ZM102 178H104V176H102L100 178V180ZM10 179L8 181L9 184H10ZM80 179L81 178H79V181H80ZM110 179H109V181H110ZM13 180H14V178L12 179V181ZM45 180H46V178H45ZM45 180H42V183ZM106 180H108V177H107ZM112 180H111V182H112ZM36 181L41 183L39 179L38 180L36 179ZM115 181L118 183V185L117 184L115 185V183H116ZM173 181H172V183H173ZM85 182H86V180H85ZM101 182L103 183L104 181L102 180ZM186 182H188V181H186ZM226 182H231L230 186L227 185L228 183H226ZM36 183L37 182H35V184ZM167 184H169V182ZM173 184H175V183H173ZM32 185H33V183H32ZM104 186H105V184H104ZM2 187H4V186L2 185ZM98 187H100V186H98ZM164 187L166 188L165 191L167 193L164 192V190H163ZM7 188L9 189L8 186L5 189L7 190ZM20 189H22V188L20 187ZM43 189H42V191L44 192ZM101 190H102V188H101ZM154 190H157V191L159 190V192L156 193V191H155V193H156V195H155L152 192ZM214 190H215V192L216 191H218V192L215 193ZM2 192H1V194H2ZM151 193H153L158 198L156 199L155 196L153 198ZM219 193H220L221 197L218 196ZM85 194H82V195L87 196L90 199V201H93L92 194L91 195L90 194L85 195ZM108 194L106 195V197L108 196ZM127 198H129V199L127 200ZM4 200H6V199H4ZM102 200L104 202L106 201V203L102 202ZM71 203H73V202H71ZM10 204H9V206H10ZM90 204H93V203L91 202ZM12 205H14V204H12ZM127 208H131V210H129ZM46 209L48 211H45ZM108 209L112 210L109 213L114 214V212L118 211V214H114V216L112 214H108V212H106V211H109ZM55 210H59L58 212L61 215V216L59 215V218L54 216L55 212H56ZM53 211H55L53 213L54 215L52 214ZM124 211H125V213L127 212L128 215H129V213L133 214V217L130 218L129 221H133L132 223H134V221H135V224H137L136 227H135V224L134 225L130 224L131 222L129 223L128 220L127 221L125 220L128 216L127 215L123 216L124 213L122 214V212H124ZM14 212H16V210H14ZM32 214H33V216H32ZM42 214H43V217H42ZM56 214L58 215V213H56ZM108 215L109 216L112 215L113 219H110ZM194 215H195V217H194ZM21 216H22V218H21ZM40 216H41V219L39 218ZM37 218H39L38 220L41 221V222H39L37 220L39 222V224H38V222L36 223V219ZM46 218L48 220L49 219L53 220L54 224H53V221L49 220V222H48V220ZM65 218H67V219L65 221H63L62 224H60L61 222L59 223V225L57 224L58 223L57 221H59V219L62 220V219H65ZM42 219L46 220V221H43ZM20 220L24 221L25 224H26V220H27V224L30 223L31 226H33V225L35 226L36 225L35 227H37V225H38L39 228H40L41 225H44V226H41L42 231H44L43 228H45V226H46L47 230L49 229V231H52L55 234L54 239L56 238V241L52 242V241H48V240H45V239H41V240H39V239H37V240L31 239L32 236L29 237V234H26L24 232L25 229L23 228V225H21L22 221L20 222ZM64 223L65 224L68 223L69 226L68 227L63 226ZM56 224H57V226H56ZM66 226H67V224H66ZM38 227H37V229H38ZM189 228H191V230ZM45 230H46V228H45ZM47 230H46V232L45 231L44 232L38 231V232L46 234V233L49 232V231L47 232ZM36 233H37V231H36ZM17 234L20 235V236L16 237V239L15 238L14 239L10 238V237L15 236ZM40 236H41V234H40ZM9 238L12 239V241ZM13 240H15V241H13ZM70 240H78V241H73V242H76V243H72V242H70ZM39 246H40V248H38ZM63 252H65V253H63ZM67 258H69V257H67ZM69 259H71V258H69ZM193 259H195V261H193ZM188 263L185 262V264H188Z\"/></svg>", "mask_w": 264, "mask_h": 264}]
</instances>
